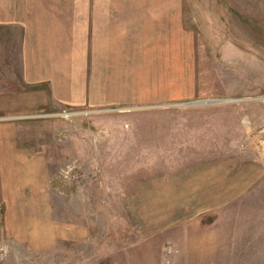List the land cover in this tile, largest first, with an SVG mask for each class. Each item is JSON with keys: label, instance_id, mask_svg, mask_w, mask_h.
Here are the masks:
<instances>
[{"label": "rangeland", "instance_id": "obj_1", "mask_svg": "<svg viewBox=\"0 0 264 264\" xmlns=\"http://www.w3.org/2000/svg\"><path fill=\"white\" fill-rule=\"evenodd\" d=\"M13 4L67 23L46 48L85 80L0 115L31 153L0 187V264H264V0Z\"/></svg>", "mask_w": 264, "mask_h": 264}, {"label": "crops", "instance_id": "obj_2", "mask_svg": "<svg viewBox=\"0 0 264 264\" xmlns=\"http://www.w3.org/2000/svg\"><path fill=\"white\" fill-rule=\"evenodd\" d=\"M0 2L2 3L0 5L2 7V10L0 9V25L6 33L13 35L12 56L8 51L9 48L0 54V115L34 113L47 106L52 107L53 104L69 103L68 92L71 89L83 90L85 79L84 77H80V79L70 77L73 70H70L68 58L65 61H57L56 58L50 57L49 52L53 49L57 50L58 45L52 47L49 52L47 50L50 47L46 48L50 39L48 31L58 32L57 28L67 26V23L57 17L58 23L51 25V18L48 15H37L35 11L32 16H21L20 11L14 6L13 0H0ZM53 16L52 18H56V15ZM21 17L28 18L23 27L25 35L23 40L19 36L22 27ZM81 25L83 26L82 23ZM15 33L18 34L16 44ZM21 44H23V56ZM44 48L46 49L44 50ZM38 50L41 51L38 52ZM75 64L76 61L71 66L74 67ZM15 124V122L12 124L10 122L0 123V134L4 135V130L13 129ZM22 151L20 143L13 138L0 136V187L10 183L13 186L18 184L13 181L14 178L12 181H7L5 178L9 177V174H12L13 177H15L14 174H21L19 170L20 162L23 160L22 155L25 161L30 160L29 150Z\"/></svg>", "mask_w": 264, "mask_h": 264}, {"label": "water", "instance_id": "obj_3", "mask_svg": "<svg viewBox=\"0 0 264 264\" xmlns=\"http://www.w3.org/2000/svg\"><path fill=\"white\" fill-rule=\"evenodd\" d=\"M218 102H220V101H218V100H211V101H206L204 103L212 104V103H218Z\"/></svg>", "mask_w": 264, "mask_h": 264}]
</instances>
